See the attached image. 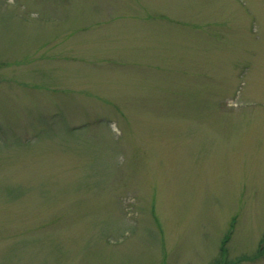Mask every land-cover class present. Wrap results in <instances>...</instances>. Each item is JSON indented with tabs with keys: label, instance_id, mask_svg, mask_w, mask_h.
I'll list each match as a JSON object with an SVG mask.
<instances>
[{
	"label": "rangeland",
	"instance_id": "1",
	"mask_svg": "<svg viewBox=\"0 0 264 264\" xmlns=\"http://www.w3.org/2000/svg\"><path fill=\"white\" fill-rule=\"evenodd\" d=\"M263 241L264 0H0V264Z\"/></svg>",
	"mask_w": 264,
	"mask_h": 264
}]
</instances>
